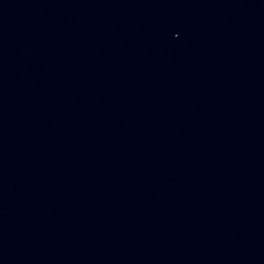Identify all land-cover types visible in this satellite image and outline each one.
Listing matches in <instances>:
<instances>
[{
	"label": "water",
	"instance_id": "1",
	"mask_svg": "<svg viewBox=\"0 0 264 264\" xmlns=\"http://www.w3.org/2000/svg\"><path fill=\"white\" fill-rule=\"evenodd\" d=\"M0 264H264V0H0Z\"/></svg>",
	"mask_w": 264,
	"mask_h": 264
}]
</instances>
